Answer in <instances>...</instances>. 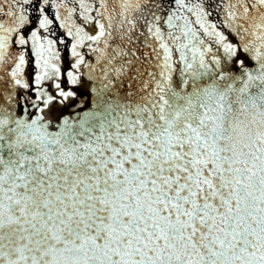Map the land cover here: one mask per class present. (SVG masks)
I'll use <instances>...</instances> for the list:
<instances>
[{
	"label": "snow or ice",
	"instance_id": "6c2138e0",
	"mask_svg": "<svg viewBox=\"0 0 264 264\" xmlns=\"http://www.w3.org/2000/svg\"><path fill=\"white\" fill-rule=\"evenodd\" d=\"M0 264H264V0H0Z\"/></svg>",
	"mask_w": 264,
	"mask_h": 264
}]
</instances>
